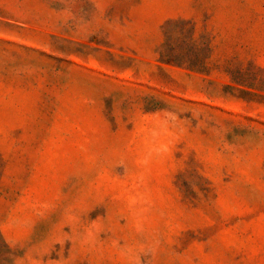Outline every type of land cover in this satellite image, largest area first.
Listing matches in <instances>:
<instances>
[{
  "label": "rangeland",
  "instance_id": "obj_1",
  "mask_svg": "<svg viewBox=\"0 0 264 264\" xmlns=\"http://www.w3.org/2000/svg\"><path fill=\"white\" fill-rule=\"evenodd\" d=\"M0 264H264V0H0Z\"/></svg>",
  "mask_w": 264,
  "mask_h": 264
}]
</instances>
